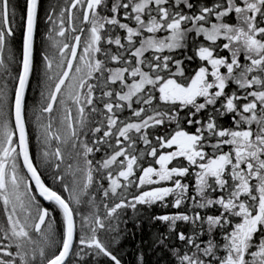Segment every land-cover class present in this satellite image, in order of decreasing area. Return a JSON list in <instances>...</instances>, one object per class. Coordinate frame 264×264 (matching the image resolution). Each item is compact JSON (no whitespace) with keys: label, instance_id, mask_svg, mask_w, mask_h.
<instances>
[{"label":"snow or ice","instance_id":"1","mask_svg":"<svg viewBox=\"0 0 264 264\" xmlns=\"http://www.w3.org/2000/svg\"><path fill=\"white\" fill-rule=\"evenodd\" d=\"M39 8L0 0V264H264V0H58L29 107Z\"/></svg>","mask_w":264,"mask_h":264},{"label":"trees","instance_id":"2","mask_svg":"<svg viewBox=\"0 0 264 264\" xmlns=\"http://www.w3.org/2000/svg\"><path fill=\"white\" fill-rule=\"evenodd\" d=\"M58 2V0H57ZM57 2H53L51 0H40V8H39V20H38V26H37V32H36V36H35V49H36V67L30 77V83H29V87L26 90V99L28 102L29 107H32L33 105H35L39 99H40V89L38 87V82L41 79V75H40V53L44 50V36L45 35H40L39 33V27L43 24V25H48L47 23V16L46 13L51 12L52 11V7L57 4ZM50 3L48 6H46V4ZM17 23H20L19 18L17 19ZM15 50L16 51H20L22 50V31L20 29L17 30V37H16V44H15ZM17 68V65H13L12 66V70L15 71V69ZM31 130V129H30ZM32 154L33 157L35 158L37 155V149L35 147V139L33 138V148H32ZM97 157L101 154H96ZM48 183H51V180L48 178L47 174L44 177ZM128 227L131 229L133 228V225L131 223H129ZM137 237H139V233H137ZM124 247L126 249H129V254L125 256V260L126 261H131L132 259H134V256L132 254V251L134 250V246L132 244H125Z\"/></svg>","mask_w":264,"mask_h":264},{"label":"bare ground","instance_id":"3","mask_svg":"<svg viewBox=\"0 0 264 264\" xmlns=\"http://www.w3.org/2000/svg\"><path fill=\"white\" fill-rule=\"evenodd\" d=\"M51 1H53V2H57V0H51ZM50 3H48V4H46V6H48ZM19 18V12H18V15H17V19ZM48 26L49 25H41L39 28V33H40V35L42 36V35H45L46 34V32H47V28H48ZM21 31H22V29H20ZM127 244V243H126Z\"/></svg>","mask_w":264,"mask_h":264},{"label":"rangeland","instance_id":"4","mask_svg":"<svg viewBox=\"0 0 264 264\" xmlns=\"http://www.w3.org/2000/svg\"><path fill=\"white\" fill-rule=\"evenodd\" d=\"M45 47V46H44ZM14 72V71H13Z\"/></svg>","mask_w":264,"mask_h":264}]
</instances>
